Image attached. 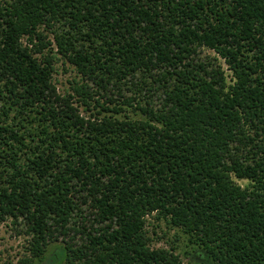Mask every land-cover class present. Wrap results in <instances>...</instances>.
Here are the masks:
<instances>
[{
    "label": "trees",
    "instance_id": "1",
    "mask_svg": "<svg viewBox=\"0 0 264 264\" xmlns=\"http://www.w3.org/2000/svg\"><path fill=\"white\" fill-rule=\"evenodd\" d=\"M54 44L84 102L139 117L82 115ZM153 213L193 238L188 264H264V0H0V223L30 237L18 264L59 240L63 264H184L150 245Z\"/></svg>",
    "mask_w": 264,
    "mask_h": 264
},
{
    "label": "rangeland",
    "instance_id": "2",
    "mask_svg": "<svg viewBox=\"0 0 264 264\" xmlns=\"http://www.w3.org/2000/svg\"><path fill=\"white\" fill-rule=\"evenodd\" d=\"M52 36L53 35H50L51 39ZM52 47L53 52L51 53L54 56L53 82L59 93L62 95L72 94L74 96L75 105L82 115L87 118L96 116L103 117L104 115H113L120 119H125L126 117H139L138 113L126 104H121L123 105V110L116 113L114 111L106 112L101 110V108L96 105L94 99H86L87 101L84 102V99L76 93L74 87L77 84L85 83V78L77 71L74 65L70 64L61 54L56 52L57 47L55 44ZM46 52L48 51L46 50ZM37 55L40 57V54ZM201 55L203 57H218L214 50L205 47L202 48ZM218 61L222 63L228 74L227 78L231 81L232 71L228 69L224 59L218 57ZM98 97L97 95L95 98ZM109 105L110 107L114 106V104ZM234 180L243 186L249 183L248 180L236 177H234ZM21 229L22 227L10 217L0 223V264H18L20 259L28 254L27 246L30 237L24 234ZM145 231L150 238V245L153 248L173 249L174 252L181 257L184 264H188L191 261L192 255L198 247L193 243V238L185 233L182 228L172 225L167 218H158L156 213L147 216ZM64 246L65 243L62 240L51 243L45 257L37 261V264H63L65 255L58 256L57 250Z\"/></svg>",
    "mask_w": 264,
    "mask_h": 264
}]
</instances>
